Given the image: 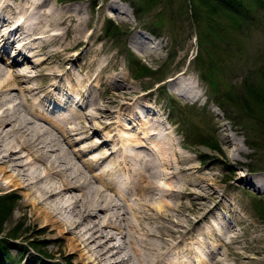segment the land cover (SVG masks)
Masks as SVG:
<instances>
[{"label":"rangeland","instance_id":"rangeland-1","mask_svg":"<svg viewBox=\"0 0 264 264\" xmlns=\"http://www.w3.org/2000/svg\"><path fill=\"white\" fill-rule=\"evenodd\" d=\"M35 1L53 14L70 9L76 16L69 29L63 23L53 25L38 40L50 51L51 58L45 69L37 62L41 57H30L35 65L28 72L33 77L32 84L45 87L52 83L45 76L46 72L50 69L60 72L64 46L72 43L68 55L73 62L56 79L58 87L41 93L43 111L48 112L49 107H54L61 97L69 98L67 101L76 105L79 100L76 96L81 93L90 103L105 102L114 111L110 119L119 121L112 125L116 127L113 132L126 133L127 136L137 129L120 127L131 125L129 112L133 109H137L142 119L154 117L147 121H155L158 116L164 126L172 130L166 135L163 127L162 130L157 129L158 136L164 137L165 141L167 137L173 138L175 149L184 158L179 163L183 172L177 178L188 182L195 174L198 177L199 205H194L193 195L181 196L177 192L170 201H182L172 214L188 221L198 217V237H203L207 245L200 249V263L264 264V212L259 211L262 204L264 206V189L255 184L258 180L255 176L264 175V109L262 112L260 109L254 111L240 102L226 103L221 99L224 92L227 94L230 90L232 94H238L241 90L245 91V84L263 82L264 0H235L243 15L239 16V20L225 13L209 14L199 0ZM111 2L117 5L112 7L113 11L109 9ZM118 8L131 10L133 21L121 12L119 14ZM5 16V13L1 14L0 28ZM87 20L86 33L76 44L75 37L80 34L77 22ZM108 23L120 26L122 33L115 38L105 35ZM137 28L156 31L157 36L152 33L151 37L141 35L139 41L145 46L143 51L136 50L132 45V36ZM9 29L11 26L5 28L6 31ZM10 46L7 43L5 48ZM25 53L31 54L29 50ZM130 53L137 56L134 58L138 62L136 67L142 73L131 70ZM0 54V62L7 58H22L21 54L16 55L11 50L5 55L0 49ZM80 63L83 67L79 66ZM145 66L163 74L160 76L164 80L158 82L153 71L149 76H143L142 68ZM181 73L183 76L179 82L176 81V87L190 80L200 98L193 100L172 90L174 81L168 78ZM98 74L99 79L93 82ZM73 75L80 82H76L75 86L70 82V78L75 79ZM111 92L118 94V98L112 97ZM136 97H139L138 103L131 106L130 102ZM79 104L81 107L78 108L82 110L84 101L80 100ZM127 106L130 107L127 109ZM146 106H151L154 112L148 110L146 114ZM125 107L127 113L121 115V108ZM60 110L54 109V112ZM144 132L145 135L150 134L147 130ZM99 135L89 129L78 136L83 141L73 148L93 149L90 153L95 152V159L107 157V147L124 148L129 152L127 143L99 144L96 139H103ZM145 135L142 133V136ZM132 136L135 138L141 134ZM115 137L118 138L117 135ZM207 140L210 143H205ZM165 152L169 154L170 149ZM186 167H189L187 171ZM253 167L257 169L252 170ZM26 189L18 186L0 192V195H11L14 202L12 212L8 208L9 213L0 224L3 236L0 237V245L6 252V258H3V249L0 248V264H79L82 250L78 255H69L75 250L71 240L53 238L57 236V231H48L43 226L44 222L33 216V206L24 202ZM9 234L19 235L18 239L9 238Z\"/></svg>","mask_w":264,"mask_h":264},{"label":"bare ground","instance_id":"bare-ground-1","mask_svg":"<svg viewBox=\"0 0 264 264\" xmlns=\"http://www.w3.org/2000/svg\"><path fill=\"white\" fill-rule=\"evenodd\" d=\"M0 4V19L1 14H6L0 28V49L7 53L5 46L9 43L14 53L22 55L18 61L7 58L0 62V192L27 187L24 202L33 206V216L44 222L48 231H57L53 238L71 240L75 250L69 255H78L82 250L79 264H201L200 249L207 245L203 237H198V217L188 221L172 214L182 202L171 203L170 198L176 192L181 196L193 195L194 205H199V183L196 174L188 182L177 178L183 172L179 163L184 158L175 149L173 138L167 137L165 141L156 131L163 127L169 135L171 127L164 126L158 116L155 121H147L154 117L142 119L135 108L129 112L132 126L120 128H136L135 133L141 136L134 138L133 132L128 136L113 132L116 127L112 125L119 122L110 119L114 111L105 102L90 103L81 93L76 96L79 99L76 105L61 97L52 110L49 107L44 112L41 93L58 87L56 79L73 62L68 55L72 43L64 46L60 72L51 69L46 72L52 83L45 87L32 84L33 77L28 72L35 65L30 57H41L37 62L45 69L50 51L38 40L53 25L63 23L69 29L76 16L70 9L53 14L35 0H0ZM112 7L117 5L111 2L109 9L113 11ZM117 10L133 21L131 10ZM88 24L89 20L77 22L80 34L75 37L76 44ZM9 26L11 29L6 31ZM141 35L152 36L146 30H136L132 45L138 51L145 49L139 41ZM26 50L31 54H26ZM182 76L181 73L169 79L174 81L172 90L186 98H200L190 80L176 87ZM99 77L100 74L93 82ZM70 82L75 86L77 78H70ZM111 96L119 95L111 92ZM80 100L84 101L82 110L78 108ZM138 101L136 97L130 105ZM60 107V111L54 112ZM125 109L121 108V115L127 113ZM148 110L154 112L151 106L145 107L146 114ZM89 129L103 137L96 139L99 144L127 143L129 152L107 147V157L95 159V152L90 153L93 149H74V145L83 141L78 136ZM145 130L150 134L145 135ZM169 149L167 154L165 151ZM255 177L258 179L255 184L264 189V175Z\"/></svg>","mask_w":264,"mask_h":264},{"label":"trees","instance_id":"trees-1","mask_svg":"<svg viewBox=\"0 0 264 264\" xmlns=\"http://www.w3.org/2000/svg\"><path fill=\"white\" fill-rule=\"evenodd\" d=\"M199 1H201V4H203L204 7H206L209 10L208 12L209 14L211 13L213 15H217L219 13H225V14H229L230 16L238 20L241 19V17L239 16H243L241 14V11L236 7L235 0H199ZM126 31L127 30L124 31L125 34L127 33ZM152 32L156 33V31H153V30ZM120 33H122V29H120V26L114 23L107 24L106 29H105V34L108 37L115 38V37H118ZM214 50L217 51L216 49ZM223 52L226 53L227 51H223ZM130 58H131L132 71L135 72L136 70L137 72L140 71V73H142L141 69L136 67V64L138 62L136 59H134L135 56L132 53H130ZM142 69H144L143 76H149V74H151L150 72L153 71L148 66H145V68H142ZM153 74L157 81H160L164 78L163 76H160V75H163L160 72L153 71ZM136 77H141V76L138 74ZM262 79H263V82L261 81L260 83L254 82L252 84H245L244 92L243 90H241V92H238V94H232L230 90L228 91L229 93L227 94H224L225 93L224 92L223 95L221 96V99L223 101L225 100L226 103L231 102V101H236V103L240 102L242 103V106H245L246 108L250 107L254 111L256 109H260V111L262 112V108L264 109V75H262ZM205 143H210V140L205 141ZM255 169H257V167L252 168V170H255ZM256 203L260 204L261 202H256ZM13 207H14V202H13L11 195L1 194L0 195V224H2L5 221L4 217L9 213L7 209L9 208V211L11 213ZM259 211L264 212L263 204ZM0 231H2L1 228H0ZM18 236L19 235L17 234H9V238H12L15 240L18 239L16 238ZM0 237L3 238V236H1V233H0ZM32 244L34 245V242H32ZM32 244L31 246L33 247ZM0 248L3 249L2 251L3 258H6L5 248L1 245H0ZM34 248L36 247L34 246Z\"/></svg>","mask_w":264,"mask_h":264}]
</instances>
